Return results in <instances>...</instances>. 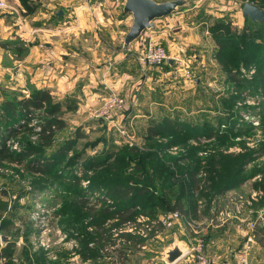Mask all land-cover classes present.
<instances>
[{
  "label": "rangeland",
  "instance_id": "374dc122",
  "mask_svg": "<svg viewBox=\"0 0 264 264\" xmlns=\"http://www.w3.org/2000/svg\"><path fill=\"white\" fill-rule=\"evenodd\" d=\"M97 1L99 3L103 2V4L99 5ZM105 1L111 3L116 1L117 6L114 7L117 8L115 10L118 13L121 12L124 0H90L89 6L86 7L88 9L87 13L93 16L95 11L100 12L98 7H101L100 9L111 7ZM155 1L165 2L168 0ZM216 2L219 1L190 0L188 6L179 9L175 14L181 13L180 15L183 18H180V20L184 22L194 21L192 24L193 26L196 24V28L192 24L187 23V25L193 29L192 35H199L201 38L204 36L205 30L208 33L205 37H211L210 28L216 20L220 19L230 22L233 27L238 29L239 26L235 25L236 20H234L233 15L238 12V9H242L243 4H240L239 8L233 7L234 9L230 12L211 11L212 14L209 15L216 18L207 19L206 25L195 23L199 20L198 15L199 18L204 16L203 9L211 7ZM52 5L56 7V5ZM58 8L61 7L53 9L54 17L58 12H56ZM251 30L255 31L256 43H259L263 49L264 27L258 26L257 29L252 28ZM121 45H118L117 50L121 49ZM49 50L51 51V49ZM51 53L53 52L51 51ZM240 72L249 79L252 77L254 70L249 71L243 68ZM215 74L211 73L208 79H203L206 82L204 81V84H201L200 87H197L195 83H185L192 86L191 88L185 87V84L175 87L176 83L173 81L163 84L164 89L173 91V93L167 94L166 98L162 99L164 101H161L162 104L166 103L168 106V109L165 110L168 114L161 112L158 114L159 103L155 105L144 104L140 107V111L148 118L144 117L145 122L143 124L134 122L131 126L130 123L126 125L124 122H119V124L110 127L112 124L105 122V120L90 118L88 109H98L103 102L96 108H88L81 117L70 119L76 125L81 123L86 126L88 121L96 122L91 128H89L90 126L86 127L84 130L86 133L85 138L77 141L75 149L66 154V157L54 158L53 161L56 164L53 166L50 176L40 175L26 170L24 166L16 165L10 166L8 170H0V264H87L88 262L90 264H121L116 249L119 245L122 246V243L118 240H116L114 246H107L106 250L100 251L98 249V256L94 257L97 247L91 236L94 229L87 226V223L91 222L87 213L90 208L98 211L104 205L112 206L113 202L106 197L107 192L104 187L93 188L92 180L95 172L92 165L94 164L89 159L90 157L100 158L103 156L106 158V160L97 163L96 167L99 170L116 159L120 153L124 152L126 147L136 149L139 154L145 153L151 148L148 144L153 142L145 130L149 118L157 117L158 121L152 124H160V131L162 130L161 132L164 134L154 139L157 143L171 144L169 141L177 138V134H166L174 127L181 130L184 133L183 135L192 137L189 140L178 136V139H182V141L179 142L177 139L178 143L173 144L172 148L166 152L167 155L173 157L172 160L181 159L186 155H189L186 158L191 159L196 153L198 157L205 159L213 153L220 152L229 156L227 157L228 166L233 169V167L236 168V163L240 161L241 157L251 153L258 155L244 167L249 176L255 174V177L248 178L249 180L244 184L236 187L243 186L239 194L234 195L242 196L243 200H247L256 193L258 196L254 198L255 201L250 204V208L259 205L264 206V192L262 189L264 183L261 182L264 178V154L259 155L264 147V135L262 130L259 129L260 126L264 127V93L251 91L249 96L244 94L238 96L234 86L226 79L223 78L216 82L217 74ZM169 84H172V89L168 88ZM6 90L9 89H0V105L4 101L3 92H7L6 94L10 92ZM119 95L124 98L127 107L131 104V101L137 99L136 97V99L127 101V97ZM129 113L130 109H125L122 112L126 121ZM111 128L119 131L114 132ZM76 129L75 126H71L70 129L59 131L57 133L58 141L60 143L66 141ZM210 135L211 139H207L206 137ZM134 136H136V139H132ZM173 137L175 138L173 139ZM195 138H199V140L197 141ZM196 149L197 152L192 154L193 151L191 150ZM214 149H217V151L214 152ZM53 151L49 150L48 153H53ZM75 151L81 154L71 161L70 159L75 158ZM112 153L116 157L109 156ZM119 166L125 171V174H112L109 175L108 179L114 176V178L122 180L128 175L126 171L128 173L133 170V165L128 166L123 161H120ZM166 168V165H161L162 170L151 168L149 172L155 180H160ZM178 176L180 177L181 174ZM105 178L106 175L104 174L97 177V179ZM143 182L144 180H139L140 184H143ZM156 185L157 188L159 182ZM237 196L231 198L233 202L229 199V202L223 205L221 211L234 209L238 205V202H234ZM99 199H103V201L101 202ZM79 201L82 202L79 203ZM201 201L203 202L202 206L206 205L205 199ZM254 203L256 204L254 205ZM135 205L137 206L134 209L136 213L145 212L149 207L142 199H138ZM144 205H147V208H144ZM126 226L121 227L118 231H112L113 238L119 239L118 236L121 233H128ZM138 230L139 227L134 233L135 236H139ZM151 242L152 240L149 241L150 245L154 243ZM149 244L137 249L134 256H129L127 264H146V255L149 251L153 253V249L150 248ZM161 245H156V247L161 249ZM122 247L125 250L124 246ZM162 251L163 248L160 252Z\"/></svg>",
  "mask_w": 264,
  "mask_h": 264
},
{
  "label": "crops",
  "instance_id": "0c3cea01",
  "mask_svg": "<svg viewBox=\"0 0 264 264\" xmlns=\"http://www.w3.org/2000/svg\"><path fill=\"white\" fill-rule=\"evenodd\" d=\"M31 1L36 8L30 14H26L18 0L7 2L16 12L0 10V89L16 90L25 96H28L32 88L47 90L54 101L61 105L62 118L66 124L63 130L75 126L76 131L79 130V133L86 136L84 130L89 126L91 128L96 121H88L85 126L81 123L76 125L70 119L81 117L90 107L100 106L109 91L127 97V101L137 97L125 108L130 109L127 121L120 113L110 127L119 122L126 125L130 123L131 126L134 122L143 124L145 115L140 111V107L144 104L159 103L158 114H168L165 111L168 106L161 101H164L162 99L166 98L167 94L173 93L163 86L172 81L173 61L169 60V68L146 69L135 59L143 43L150 39L158 40L168 51L170 58L177 54L188 63L196 77L194 83L197 87L204 84L203 79H208L211 73L217 74L216 82L224 78L214 57L216 46L212 38L205 37L208 34L206 30L202 38L192 35L193 29L189 28L187 23L191 25L194 21L189 23L180 20L183 18L181 13L155 21L154 30L145 31L128 51H122V45L121 49L117 50L118 45L123 43L125 33L132 22L131 16L123 12V4L121 12L118 13L115 10L117 7H114L117 2L107 1L111 7H98L100 12L95 11L91 16L86 8V2L90 0ZM218 1L203 9L204 16L199 18L198 15L199 20L195 23L206 25L207 19L216 18L209 15L212 14L211 11L230 12L233 7L239 8L242 4L240 0ZM52 4L61 7L56 10L58 12L55 17L53 9L56 7ZM97 4L102 5L103 2L97 1ZM233 16L238 29L246 24L247 20L242 16L241 8ZM203 17L205 18L202 19ZM193 27L196 28V24ZM42 47L51 49L54 55L47 56ZM180 84L185 82L176 83L175 87ZM168 88L172 89V84H169ZM156 118H149L146 122L147 134L149 128L154 127L153 124L158 121ZM132 139H136V136ZM242 188L243 186L218 196L208 210L198 207L199 216L195 219V232L184 223H178L169 234L155 237L152 245L148 243L153 253L149 251L146 255V264H164L160 250L172 242L174 235L187 244L195 236L201 237L205 240L207 254L216 264H235L237 251L246 235L245 221L256 219L257 212L262 211L264 206H255L251 209L252 213L245 211L243 221L234 219L224 225L211 227L208 220L212 217L211 211H221L223 205L229 202V197L239 194ZM262 215L263 221L258 223V227L264 230V211ZM159 244H162L161 249L156 247ZM175 264L194 263L183 258ZM249 264H264V240L254 242L249 253Z\"/></svg>",
  "mask_w": 264,
  "mask_h": 264
},
{
  "label": "trees",
  "instance_id": "16d2710c",
  "mask_svg": "<svg viewBox=\"0 0 264 264\" xmlns=\"http://www.w3.org/2000/svg\"><path fill=\"white\" fill-rule=\"evenodd\" d=\"M18 1L26 14L32 13L36 8L31 0ZM240 1L243 5L249 3L264 10V0ZM246 20V25L241 30L221 19L216 20L210 28L211 37L216 46L214 57L219 65L220 73L227 82L234 86L238 96L243 94L249 96L251 91L264 93V48L262 49L261 45L256 43L255 31L251 30L252 28L257 29L258 26L264 27V23H252L248 19ZM166 67L169 68V64ZM243 68L249 71L253 69L252 77L248 79L242 74L240 70ZM6 91H10V95L4 91V101L0 105V170H8L10 166L16 165L24 166L26 170L40 175L50 176L53 166L56 164L53 161L54 158L66 157V154L75 149L77 141L84 139L85 136L78 130L66 141L62 143L58 141L57 133L63 130L66 124L62 118L61 105L54 101L47 90L32 88L28 96L14 90ZM159 125H154L148 130V135L153 140L151 144H148L151 148L144 149L148 153L146 151L139 154L136 149L126 147L116 159L99 170L96 167L97 163L106 160V158L103 156L100 158L90 157L89 159L94 164L92 165L95 172L92 180L93 188L104 187L107 192L106 197L113 202L112 206L104 205L98 211L90 208V211L86 212L91 220L87 226L94 229L93 235H91L93 243L97 247L94 257L98 256V249L106 250L107 246H114L118 240L125 248L123 250V247L119 245L116 249L118 257H120L121 264H127L129 256H134V252L147 245L150 240L155 241L157 234H161V236L169 234L161 224L162 217L177 211L187 221H195L199 216L198 203L202 202L201 200L205 199L206 205L203 207L208 210L210 204L218 196L236 189L239 185L255 177V174L249 176L244 168L247 163L258 157L253 153L241 157L240 161L236 163L237 166L235 165L236 168L233 167V169L228 166L227 157L229 156L220 152L213 153L203 159L198 157L197 153L194 154L197 152L196 149L191 150L194 154L191 159L186 158L189 157L186 155L183 157L184 159L172 160L173 157L167 155L166 152L172 148L173 144L178 143V136L189 140L192 137L183 135L181 130L174 127L166 134H177V138L173 137L175 139L169 141L171 144L157 143L154 139L164 135L162 130L160 131ZM259 129L264 135V127L260 126ZM206 138L211 139V135ZM182 139H178L179 142ZM195 139L199 140V138ZM9 141L11 143H8ZM49 150L54 151L48 153ZM216 151L217 149H214V152ZM80 154L75 151V158L70 160H75L76 156L78 157ZM263 154L264 147L259 155ZM109 156L116 157L114 153ZM134 159L136 161H133ZM120 161L128 166L133 165V170L128 173L126 171L128 175L122 180L116 179L114 176L108 179L112 174H125V171L119 166ZM161 165L167 166L166 171L160 180H155L149 169L156 168L160 171L162 170ZM103 174L106 175L105 179H97ZM179 174H181L180 177ZM139 180H144L143 184H140ZM157 182L159 185L156 188ZM261 182L264 183V178ZM262 189L264 192V186ZM138 199H142L145 204H148V208L147 205H144V208H147L145 212H134L137 207L135 202ZM99 201L102 202L103 199H99ZM137 216L147 218L149 222L155 223L147 238H141L132 233H121L118 236L119 239L113 238L111 232L118 231L123 226L134 224L136 227H140L136 222ZM263 237L264 230L256 225L254 240H264Z\"/></svg>",
  "mask_w": 264,
  "mask_h": 264
},
{
  "label": "built area",
  "instance_id": "2783aa9c",
  "mask_svg": "<svg viewBox=\"0 0 264 264\" xmlns=\"http://www.w3.org/2000/svg\"><path fill=\"white\" fill-rule=\"evenodd\" d=\"M210 1V0H208ZM8 0H0V10H10L16 12V10L10 6ZM89 6V2H86ZM86 6V7H87ZM47 56H52L53 53L49 49L42 47ZM53 52V51H52ZM135 59L142 68H159L166 67L169 60L173 61L174 69L171 74V79L174 83L185 82L188 84H193L196 77L191 70L188 63H186L179 55L175 54L170 58L168 51L161 45L158 40L150 39L147 43H143L142 48L136 53ZM126 101L119 94L114 92H108L106 97H104L102 105L98 109H88L89 117L92 119H102L105 122L113 123L114 118L122 113L126 108ZM237 195L232 194L229 199L232 201V197ZM257 194L254 193L250 199L243 200L242 196H237L234 202H238V205L234 209L219 211L215 213L211 211V216L208 220V225L221 226L226 224L230 220H241L245 219L244 212L252 213V208L250 204L255 201ZM233 202V201H232ZM199 207H203L202 202H199ZM263 211L257 212V217L254 220H246V235L244 236V241L236 254L235 264H249V253L254 245V232L256 225L263 221ZM140 225L138 230V235L142 238H147L150 231L153 230L155 223L149 222L147 218L140 217L137 221ZM178 223H184L187 227L191 228L194 232L197 230V223L194 220L187 221L180 213L177 211L170 212L168 215L161 218V224L164 229L169 232L172 231ZM126 231L128 233L134 234L137 227L133 225H127ZM161 234H157L160 236ZM156 236V237H157ZM190 260L194 264H216L215 260L212 259L206 252L205 240L201 237L195 236L188 241V253L183 257ZM87 264H90L89 262Z\"/></svg>",
  "mask_w": 264,
  "mask_h": 264
},
{
  "label": "water",
  "instance_id": "95a60500",
  "mask_svg": "<svg viewBox=\"0 0 264 264\" xmlns=\"http://www.w3.org/2000/svg\"><path fill=\"white\" fill-rule=\"evenodd\" d=\"M190 0H124L123 12L131 16V25L124 36L122 51H128L145 31L155 29V21L169 17L179 9L185 8ZM60 14V13H59ZM242 16L252 23H264V10L249 3L242 7ZM188 253V244L174 235L172 242L161 252L164 264H175Z\"/></svg>",
  "mask_w": 264,
  "mask_h": 264
}]
</instances>
